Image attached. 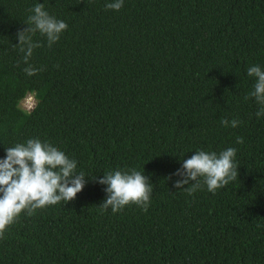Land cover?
Segmentation results:
<instances>
[{
  "label": "trees",
  "instance_id": "1",
  "mask_svg": "<svg viewBox=\"0 0 264 264\" xmlns=\"http://www.w3.org/2000/svg\"><path fill=\"white\" fill-rule=\"evenodd\" d=\"M111 2L0 0V159L38 138L88 176L74 200L21 213L0 264H264V116L244 99L247 69L264 70V0ZM37 3L68 28L50 48L35 33L29 63L44 71L29 77L13 45ZM229 147L237 180L214 194L174 187L184 160ZM117 169L149 178L146 212L101 210L97 181Z\"/></svg>",
  "mask_w": 264,
  "mask_h": 264
},
{
  "label": "clouds",
  "instance_id": "2",
  "mask_svg": "<svg viewBox=\"0 0 264 264\" xmlns=\"http://www.w3.org/2000/svg\"><path fill=\"white\" fill-rule=\"evenodd\" d=\"M124 0H114L106 3L105 8L119 11ZM32 13L27 17V28L17 32L19 47L24 53V73L31 77L44 71L43 67H35L29 63L33 50L43 45L33 41L35 33L39 32L46 38L50 48L57 43L60 36L67 30L68 25L58 20L44 10L43 3H37L29 9ZM249 77H255L253 90L244 99L253 98L259 106L255 115L264 116V70L259 65L247 69ZM242 121L222 119L224 127L235 128ZM237 144L243 143V137H237ZM235 148L229 147L221 151L195 152L183 161L181 169L175 173L181 177L176 180L174 187L185 190L192 195L203 186L211 193L222 189L238 178V163ZM5 157L0 159V239L8 228L14 224L21 213L31 216L38 209L56 205L60 202L74 200L86 184V174L77 173V162L70 159L63 151L48 142H41L38 138H30L25 143H17L5 149ZM202 181V183H201ZM106 185L104 191L107 198L99 205L102 211L111 208L113 213L122 211L125 206L135 205L142 211H147L151 203L153 185L143 172L136 169L115 170L104 174L97 181ZM191 187H184L189 185Z\"/></svg>",
  "mask_w": 264,
  "mask_h": 264
},
{
  "label": "rangeland",
  "instance_id": "3",
  "mask_svg": "<svg viewBox=\"0 0 264 264\" xmlns=\"http://www.w3.org/2000/svg\"><path fill=\"white\" fill-rule=\"evenodd\" d=\"M35 104V99L32 95L26 96V98L21 102V108L24 110H30Z\"/></svg>",
  "mask_w": 264,
  "mask_h": 264
}]
</instances>
